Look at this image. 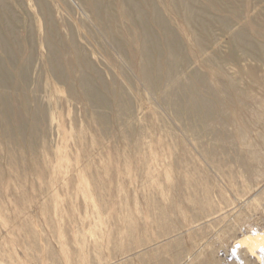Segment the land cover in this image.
Listing matches in <instances>:
<instances>
[{"label":"rangeland","instance_id":"obj_1","mask_svg":"<svg viewBox=\"0 0 264 264\" xmlns=\"http://www.w3.org/2000/svg\"><path fill=\"white\" fill-rule=\"evenodd\" d=\"M260 225L264 0H0V264H262Z\"/></svg>","mask_w":264,"mask_h":264},{"label":"bare ground","instance_id":"obj_2","mask_svg":"<svg viewBox=\"0 0 264 264\" xmlns=\"http://www.w3.org/2000/svg\"><path fill=\"white\" fill-rule=\"evenodd\" d=\"M252 230L254 231L244 233L242 239L234 245L232 255L239 261H245L244 257L238 254L239 251L258 253L259 260L264 264V227L260 225Z\"/></svg>","mask_w":264,"mask_h":264}]
</instances>
